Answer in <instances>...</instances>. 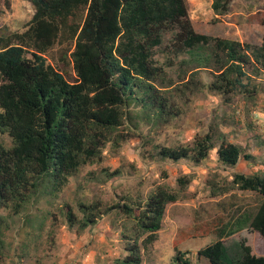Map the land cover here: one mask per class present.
I'll return each mask as SVG.
<instances>
[{
    "label": "trees",
    "instance_id": "1",
    "mask_svg": "<svg viewBox=\"0 0 264 264\" xmlns=\"http://www.w3.org/2000/svg\"><path fill=\"white\" fill-rule=\"evenodd\" d=\"M30 2L34 14L27 28L0 36V132L12 138L11 146L0 142V247L8 217L19 215L42 195L59 197L70 177L101 158L108 143L119 146L134 138L142 124H168L181 113L178 95L206 89L226 102L237 94L253 100L254 80L264 74V38L252 43L197 32L186 0ZM231 2L211 0V7L221 17ZM56 46L62 54L60 66L47 60ZM65 64L75 73L71 79ZM203 72L211 76L210 82L201 80ZM217 140L223 165L234 167L242 156L252 158L213 126L191 145H157L155 155L198 164L209 157ZM179 182L187 185L188 176ZM231 184L258 193L261 202L254 213H229L228 221L215 228L217 239L198 254L211 264H264V254L254 244L256 234L264 238V172H237ZM229 188L221 189L227 193ZM123 199L104 210L98 202H79L81 217L67 204L65 216L71 226L86 229L112 209H124L135 220L136 232L128 237L129 253L117 261L142 264V245L156 239L166 207L178 194L159 186L143 201L129 195ZM5 209L8 215L1 213ZM143 234L147 236L140 242ZM227 236L234 237L237 254L226 245ZM171 264L202 263L176 247Z\"/></svg>",
    "mask_w": 264,
    "mask_h": 264
},
{
    "label": "rangeland",
    "instance_id": "2",
    "mask_svg": "<svg viewBox=\"0 0 264 264\" xmlns=\"http://www.w3.org/2000/svg\"><path fill=\"white\" fill-rule=\"evenodd\" d=\"M186 3L197 32L252 43L263 41L264 0H232L221 17L213 11L211 0ZM33 14L30 0H0V36L25 30ZM61 56L56 46L47 53V60L60 66ZM65 69L70 79L75 76L71 65L65 64ZM201 80L208 83L211 76L203 72ZM254 83L253 100L237 94L226 102L221 95L206 89L196 95H178L175 99L181 113L168 124H142L135 130L134 138L119 146L108 143L101 158L82 166L70 177L59 197L42 195L19 215L8 217L9 227L2 229L0 264H118L117 260L129 253L127 246L132 240L128 237L136 232L133 217L122 208H114L93 227L81 229L67 221L66 205L70 204L81 217L79 202H98L104 210L123 203L126 195L143 201L159 186L177 193L178 199L167 205L156 239L146 247L142 245V264H171L176 247L188 251L195 261L211 264L198 251L217 239V224L228 221L229 213L233 217L254 213L261 202L258 193L231 184L237 172H264V74ZM212 126L224 133L227 142L239 145L243 154H251L252 158L242 156L234 167L223 165L217 154L221 140L216 141L209 157L198 164L155 155L157 145H191L196 136L205 135ZM0 142L11 146L12 138L0 132ZM182 176L189 178L185 186L179 182ZM225 185L230 187L227 193L221 189ZM1 213L8 215L10 210ZM146 236L141 235L140 242ZM225 241L233 254L239 252L233 236L225 237ZM254 244L256 251L264 254V238L256 234Z\"/></svg>",
    "mask_w": 264,
    "mask_h": 264
}]
</instances>
